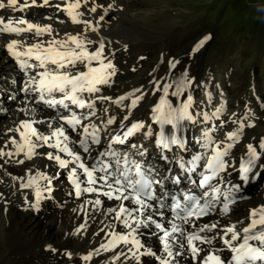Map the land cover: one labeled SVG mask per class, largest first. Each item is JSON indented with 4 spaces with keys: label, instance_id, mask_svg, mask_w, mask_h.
Here are the masks:
<instances>
[{
    "label": "bare ground",
    "instance_id": "obj_1",
    "mask_svg": "<svg viewBox=\"0 0 264 264\" xmlns=\"http://www.w3.org/2000/svg\"><path fill=\"white\" fill-rule=\"evenodd\" d=\"M111 0H89L88 4L79 9L84 15L80 17L82 20L91 21V25L95 28L92 31L90 28L85 31L86 25L83 23L75 24L72 23L66 12L61 10L64 5V0H49V4L46 6L42 5V0H37L36 6L25 8L22 11L13 10L11 8L0 9V18H3L5 22L8 19L19 20L21 18L26 19L33 23L40 24H51L54 32L53 36L57 39H64L66 33L77 34L81 33L87 40L93 41L91 44H87L89 51H95L99 48L100 42L104 43L103 56L106 58L104 63L111 61L115 67V75L109 77L107 84L98 85L100 91L96 93H83L85 100H95V113L97 116L89 117L84 123H95L100 127V143L90 144V156L87 153H83V150L78 144L71 143L78 141L81 137L78 132H73L70 128L68 134L70 136V147L81 153L82 156L87 158L89 165L96 162L100 152L109 150V144L111 143V149L119 151L121 153H128L131 159L136 160L143 164L146 171L150 172L151 178L161 181L160 184H154L153 189L155 195L160 198V202H164L168 205L173 203V197L182 198L184 194H194L201 196L204 191H210V189L202 188L200 186V180L203 174H209L208 169L204 166L205 161L202 160L196 166V171H182L179 167V161L183 158L185 161L191 159L193 155H203L205 152L208 155L212 154V150L217 144L223 141L215 138L218 126L221 120L218 119L220 114L227 116L236 115L238 110L230 109V102L239 103L242 99L244 100V91L234 85L231 90L220 89L219 92L208 94L207 101L202 106L203 115L195 109H189L194 118L201 117L206 120L205 114H207L212 120L211 124L214 128L206 132L207 136L211 138V146L208 148L202 145L208 141L206 136H203L201 142L198 138H195L193 131V124L191 121H182L177 135L185 141L184 148L179 146L173 147L172 151L161 149L156 145V133L159 132V125L154 123L151 119L152 109L156 104L159 103L160 97L163 96L162 87L167 84L171 85L168 89V99L173 103L174 107H179L188 96L193 98L195 94L196 76L194 75V67L199 66L198 55L192 54L189 51H183L182 57H176L174 62H182L183 64L189 63L191 70L182 72L174 71L166 72L164 76H156L153 71L149 77H147L139 85L133 87L130 91L124 93L123 96L127 95L134 90L139 89L140 91L135 92V96H142V99L135 108H131V99L129 97L122 103L117 104L115 97L112 92H107L105 85H112L116 80L122 79L123 71L127 69L126 59L127 56L136 50V45L129 43L127 38H121L115 36L120 31H126L129 35L134 36L136 33L137 25H135L131 19H128L129 8H132V4L129 0L127 5L120 4L122 0H115L119 3L115 5L113 9L108 8V5H112ZM129 1V2H128ZM6 2V0H5ZM24 0H21L23 3ZM30 2V0H29ZM96 5H102L97 7L95 13L90 12L89 9ZM56 5H61V9H58ZM105 9L107 11L105 12ZM139 12L136 13V15ZM103 16L101 20L100 17ZM63 21V22H61ZM99 32L107 33L109 37H96ZM113 36V37H112ZM12 39L25 41L28 44L35 42L36 40L47 41L51 39L50 36L45 34L42 37H34L32 33L12 34V33H0V114L7 111L6 106L12 104V116L11 112H8L7 117L4 121H0V147L5 146V142L9 140L11 136H17L15 132H9L8 129H15L20 121L35 119L42 121L35 125L40 132L48 134L52 128L59 126L63 121L59 120L60 116H69L72 111L78 115L83 113L87 115L92 109H79L75 105L69 103V108L65 109L61 105H57L55 108L49 107L42 103H36L38 99L36 93H25L23 91L26 86L28 79L31 75H34L33 70H22L17 60L12 57L5 45ZM154 49L162 53V49L156 45L152 46ZM148 53V52H146ZM132 55V54H131ZM148 56H143L139 59L140 65H143ZM132 59V58H131ZM130 59V60H131ZM135 61V60H134ZM133 62V60H132ZM98 62L93 61V66H97ZM80 71L86 70L83 65L77 66ZM178 70V69H177ZM111 71V70H109ZM182 75L188 76L183 80ZM195 78V79H194ZM191 79H194L193 84ZM225 82L227 79H220ZM157 83L160 89L157 88ZM182 86V87H181ZM180 91V95L172 96L171 93ZM233 93V95H232ZM60 94H56L59 98ZM260 95V94H258ZM97 96L111 97V100H105L107 102H113L116 104L114 109L109 110L107 113L100 116V112L96 109L104 102V100L96 99ZM230 99V100H229ZM16 102V104H13ZM215 102L212 104L210 102ZM239 101V102H238ZM19 102L25 107V111H20ZM68 103V102H66ZM127 105L125 111L120 110ZM237 105V104H234ZM233 106V105H232ZM28 107V108H27ZM35 111H32V109ZM219 110V111H218ZM237 110V111H236ZM211 111V112H210ZM119 113V114H117ZM127 115L128 120H123V117ZM110 117H115V122L111 125H106V121ZM123 121L125 127L121 128L120 124ZM142 121L147 126L151 124L153 135H146L148 129L145 127L139 132L135 133L129 138L136 139L135 147L132 144L128 145V140H124L123 143H118L112 140L113 136L117 134L121 135L123 139V133L130 127L132 123ZM67 128V125H65ZM166 133L172 131L170 125H165ZM235 131V130H234ZM252 140L251 144L257 148L260 153V157L256 159L251 165H248V172L242 173L241 166L248 160L247 147L243 152L234 155L231 149H228V155L224 157L226 167L224 171H221L218 176L211 181V184L220 189V193L216 195L219 197V202L214 204V210L210 211L208 215L201 217L196 220L197 225H203L205 223H217L218 228L213 229L212 235L217 231H222L224 228L231 224H237V227L246 226L249 222V212L251 209L256 208L260 205H264V185L260 189H256L253 193L245 191L246 195H243L245 184L250 180L252 175H258L263 171L264 166V150L259 148L261 139ZM236 139V138H235ZM233 140L226 138L223 145L231 144ZM150 142L154 148L145 147V143ZM248 145V144H247ZM246 145V146H247ZM15 151V147L8 144L5 151ZM38 153H47L49 151H55L52 148L44 146L36 149ZM140 153H143L141 155ZM66 159H70L66 154L61 153ZM25 159L21 153L19 156L13 157H2L0 158V222L4 223L5 219L10 220L11 231L8 233L9 240L12 244L11 255L16 264H113L112 257L115 252L127 251V248L123 245L119 246L114 250L104 251L101 245L107 244L110 240V233L115 229L117 232L127 231L124 229L120 221L114 219V213H108L109 207L116 206L119 202L115 200H108L104 196H100L103 204L100 206H93L92 204H86V200H94L96 194H84L77 197L75 194V187L72 180L69 177V169L60 168L54 160H48L44 155L34 156L32 160H25L23 164H18L15 161ZM103 159H109L107 157ZM8 163H5V161ZM72 165L69 166V168ZM186 167H191L186 165ZM31 169V171H28ZM37 171L45 173L50 178L48 180L38 179L37 183L40 186L41 196L37 199L36 192L37 186L32 185L31 187H21L22 184L28 182L30 176L36 175ZM79 171V170H78ZM179 177V182H174L171 175ZM201 173V177H200ZM242 176L244 178H242ZM13 177H24L23 180L16 179ZM200 177V178H199ZM83 179V176L81 177ZM199 178V179H198ZM238 186V187H237ZM45 187L50 191H45ZM243 187V190L241 188ZM231 190V191H230ZM230 192L228 199L234 200L233 203L229 204L230 211L225 214L222 211L223 203L225 202V195ZM211 194V193H210ZM255 194V195H254ZM261 196V197H260ZM24 197L25 200L20 201L19 198ZM245 197V198H244ZM258 198L262 202L255 201ZM207 199V198H206ZM250 200V201H249ZM204 201L202 200L201 203ZM257 202H260L256 204ZM154 206L157 205V201H152ZM125 204H130L126 201ZM256 204V206H253ZM164 212L163 222L167 226V222L172 218V212L169 209H158ZM151 213V210H149ZM25 219L29 223L22 225L20 222ZM141 219H143L141 217ZM153 219L158 222L161 221V217L153 214ZM179 223V221H177ZM41 225H43L41 227ZM83 225V227H81ZM41 227L42 229L39 230ZM187 227V226H186ZM141 243L145 249H152L161 254L162 245L159 240V236L162 234L156 228L155 225L149 222L147 226L142 225L138 230ZM55 235V237H51ZM242 242V241H239ZM234 241L233 244H237ZM255 246H260L258 241H250ZM216 247H224L222 241L217 238L214 241ZM129 245L128 247H130ZM99 252L97 254V250ZM92 253V258L85 261L84 256ZM70 254V255H69ZM223 255L230 258L232 253L229 250H225ZM179 264H192L190 255L186 252L183 257H178ZM115 264H137L136 261L124 260L121 257L120 261H116ZM140 264H158V261L151 255H143L141 257ZM255 264H263V261H256Z\"/></svg>",
    "mask_w": 264,
    "mask_h": 264
},
{
    "label": "snow or ice",
    "instance_id": "obj_2",
    "mask_svg": "<svg viewBox=\"0 0 264 264\" xmlns=\"http://www.w3.org/2000/svg\"><path fill=\"white\" fill-rule=\"evenodd\" d=\"M89 0H64L63 8L61 5H56L58 9L66 12L72 23H83L92 31L96 29L92 27L91 21L82 20L80 17L84 15L79 11L82 4L86 6ZM94 3V0H93ZM37 0H0V9L11 8L14 11H22L25 8L36 6ZM49 4V0H42V5ZM96 5L89 9L90 12L95 13ZM112 5H108L111 8ZM107 9H105V12ZM103 19V16L100 17ZM63 22V21H61ZM54 29L51 24L33 23L26 19L12 20L7 22L0 18V33H32L34 37H42L45 34L51 39L36 40L28 44L25 41L12 39L6 45L8 53L14 57L22 70H33L34 75L28 79L23 91L25 93H36L38 99L36 103H42L49 107L55 108L57 105L63 106L65 109L69 108V103L75 105L79 109H92L87 115L83 113L77 114L72 111L69 116H60L59 120L63 121L59 126L52 128L49 123L51 131L44 134L39 131L36 124L42 123L35 119L22 120L15 129H8L9 132H15L17 136H11L5 142L4 147H0V158L13 157L23 154L25 159L15 161L18 164H23L25 160H32L34 156L44 155L48 160H54L60 168L69 169V177L75 187V194L80 197L84 194H96L94 200H86V204L100 206L103 201L100 196L106 197L108 200H115L119 203L114 207L107 209L108 213H114V219L120 221L124 229L127 231L117 232L115 229L109 234L110 240L107 244L101 245L104 251L114 250L123 245L127 251L115 252L112 260L113 264L120 261L121 257L124 260L136 261L140 264L143 255H151L158 264H179L178 257H183L187 252L190 255L192 264H255L256 261H264V205L253 208L249 212L248 224L243 227H237V224H231L222 231H217L212 235L213 229L218 228L217 223L197 225L196 220L209 214L214 210V204L219 202V197L216 195L220 193V189L211 184V181L219 175L221 171L225 170L226 161L225 156L228 155V149L232 144L223 145V142L217 144L212 150V154L208 155L205 152L203 155H193L191 159L185 161L183 158L179 161V167L182 171H195L196 166L200 161H205V167L209 174H203L200 180L202 188L210 189L204 191L201 196L194 194H184L182 198L173 197V203L168 205L160 202V198L155 195L153 185L160 184L161 181L151 178L150 172L146 171L143 164L130 158L128 153H121L111 149L100 152L96 158V162L89 165L87 158L81 155L80 152L70 147V136L68 129L76 132L78 128L82 129L79 133L80 139L71 143L78 144L90 156V144L100 143V127L95 123H84L89 117L95 115V100H85L83 93H96L100 89L97 87L101 84H107L109 77L115 75V67L103 56L104 43L101 41L99 48L95 51H89L87 44L93 43L87 40L81 33L71 34L66 33L64 39H57L53 36ZM205 37L199 42L197 48L202 46L207 40ZM93 61L98 62L97 66H93ZM78 65H83L86 70L80 71ZM175 65L173 64V67ZM111 70V71H109ZM171 85L165 84L162 87L163 96L160 97L159 103L152 109V121L159 125V132L156 133V145L161 149H171L172 146H179L184 148L185 141L177 135L182 121H193L194 116L189 111L192 106V97L188 96L179 107H174L173 103L167 98L168 89ZM182 87V86H181ZM158 90L160 89L157 83ZM139 89L130 92L125 96H120L115 103L120 104L129 97L131 99V108H135L142 96H135V92ZM60 94L57 98L56 94ZM172 96L180 95V91L171 93ZM98 100H111V97L97 96ZM68 102V103H66ZM25 111V109H20ZM32 111H35L33 108ZM219 111V110H218ZM206 120L210 117L205 114ZM129 117L125 115L123 120H128ZM115 122V117H110L106 121V125H111ZM67 125V128L65 127ZM165 125H170L172 131L166 133ZM249 127L253 125H248ZM121 128L125 125L123 121L120 124ZM147 127L146 135L152 136L153 131L151 124L145 125L142 121H137L127 127L121 135L117 134L112 137V140L118 143H123L124 140L133 136L141 129ZM243 124L236 131L227 133V138L233 140L238 138L242 131ZM207 143L202 145L205 148L211 146V138L205 134ZM8 144L15 147V151H5ZM47 146L55 151L47 153H38L36 149ZM135 147V145H133ZM248 160L241 166L242 173H247L249 168L256 159L260 157V153L253 144L249 143L247 146ZM259 148L264 150V138L259 143ZM61 153L66 154L70 159H66ZM143 155V153H140ZM109 159H103V158ZM5 163H8L6 160ZM72 167L69 168V166ZM186 165L191 167H186ZM3 165H0L2 168ZM79 170V171H78ZM28 171H31L29 169ZM83 176V179L81 178ZM242 178H244L242 176ZM14 180H23L24 177H13ZM38 179L48 180L50 178L43 172L37 171L36 175L30 176L28 182L21 185V187L37 186V199L41 196L40 186L37 183ZM179 182V177H177ZM238 187V186H237ZM45 191H50L47 187ZM231 191V190H230ZM211 193V194H210ZM225 195V202L223 203L222 211L227 214L230 211L229 204L234 200L228 199L230 192ZM207 198V199H206ZM204 201L201 203V201ZM128 201L130 204H125ZM152 201H157L154 206ZM158 209H169L172 212V218L167 222V226L163 222L164 212ZM151 210V213L149 212ZM153 214L161 217V221L153 219ZM141 217L143 219H141ZM179 221V223H177ZM151 222L155 228L162 233L159 236L162 245L161 254L152 249H145L141 240L138 238L140 232L138 231L142 225L147 226ZM187 226V227H186ZM83 227V225L81 226ZM219 238L224 247H216L214 241ZM237 241V244H233ZM242 241V242H239ZM250 241H258L260 246H255ZM131 245L130 247H128ZM225 250H229L232 255L227 258L223 255ZM99 249L97 250V254ZM70 255V254H69ZM92 253L83 257L85 261L92 258Z\"/></svg>",
    "mask_w": 264,
    "mask_h": 264
},
{
    "label": "rangeland",
    "instance_id": "obj_3",
    "mask_svg": "<svg viewBox=\"0 0 264 264\" xmlns=\"http://www.w3.org/2000/svg\"><path fill=\"white\" fill-rule=\"evenodd\" d=\"M129 1L132 8H129L126 17L137 25L136 33L131 36L126 31H120L115 36L127 38L129 43L136 45V50L131 53L132 55L127 56V69L123 71L122 79L116 80L112 85H105L104 90L108 89L107 92H112L115 99H118L143 82L153 71L155 72L154 75L161 77L167 71L173 73L175 70L182 72L191 70L192 64L174 62L175 58L180 57L183 51H188V53L190 51L192 54L198 55L199 58L198 68L197 66L194 67L197 86L192 98L194 101L192 108H195L200 116L204 113L202 106L207 101L206 92L213 94L219 92L221 88L231 90L236 85L245 93L244 100L238 101L239 103L234 102V100L230 102V109H239L236 115L229 117L220 114L218 116V119L222 120L215 133V138L224 142L227 133L236 131L242 123V131L238 138L231 143L232 147L230 148L236 155L243 152L249 142L263 137L264 0ZM110 2L113 9L119 3L127 5V1L117 3L115 0H111ZM101 8L103 9V7ZM137 12L139 13L136 15ZM109 36L103 32L96 34V37ZM205 37L208 39L197 48L199 42ZM153 45H156V48L157 46L161 48L162 53L154 49ZM143 56L148 57L145 63L140 65L139 59ZM187 77L182 75L183 80ZM222 78L227 80L222 82L220 80ZM194 79H191L190 84H193ZM210 103L215 104L212 101ZM13 104L16 102L13 101ZM17 104L20 105V109L25 108L19 102ZM124 106L120 110L121 112L126 110L127 105ZM115 107V103L104 100L96 110L100 112L99 117L101 118ZM6 110L0 114V121L2 122L7 117L8 112H11L12 104H8ZM95 116H97L96 113L91 117ZM212 123V120L206 121L201 117L195 118L192 122L195 138L202 142L206 132L214 128ZM250 124L253 126L249 127ZM81 131L82 129H77L78 134ZM133 143L136 144V139L129 138L128 145H133ZM145 147L154 148L150 142H146ZM262 170L260 174L252 175L251 177L254 178L245 183L247 185L243 195H246L245 191L253 193L256 189L263 187L264 166ZM170 178L176 182L177 174L174 176L172 173ZM261 199L263 198H258L255 201L260 200L262 202ZM19 200L23 201L25 198L21 197ZM26 222L29 223L23 219L20 222L21 226L27 225ZM10 225L9 219H5L4 223L0 222V264H16L10 254L12 250L8 236L11 231ZM41 227L39 230L42 229ZM51 237L54 238L55 235Z\"/></svg>",
    "mask_w": 264,
    "mask_h": 264
}]
</instances>
